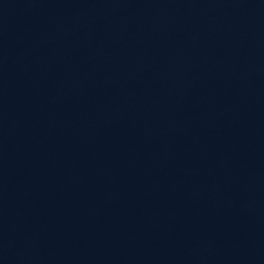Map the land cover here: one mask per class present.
<instances>
[{
  "label": "water",
  "instance_id": "1",
  "mask_svg": "<svg viewBox=\"0 0 264 264\" xmlns=\"http://www.w3.org/2000/svg\"><path fill=\"white\" fill-rule=\"evenodd\" d=\"M0 264H264V0H0Z\"/></svg>",
  "mask_w": 264,
  "mask_h": 264
}]
</instances>
